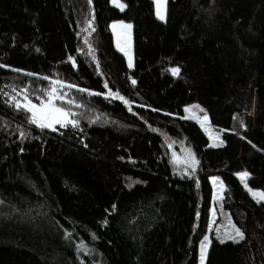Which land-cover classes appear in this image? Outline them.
Here are the masks:
<instances>
[{"label":"trees","instance_id":"obj_1","mask_svg":"<svg viewBox=\"0 0 264 264\" xmlns=\"http://www.w3.org/2000/svg\"><path fill=\"white\" fill-rule=\"evenodd\" d=\"M121 1L0 0V264H196L211 205L205 264H264V200L236 175L264 193V0H167V22ZM52 88L78 126L41 129L12 101Z\"/></svg>","mask_w":264,"mask_h":264},{"label":"rangeland","instance_id":"obj_2","mask_svg":"<svg viewBox=\"0 0 264 264\" xmlns=\"http://www.w3.org/2000/svg\"><path fill=\"white\" fill-rule=\"evenodd\" d=\"M166 1L167 0H160V4H161L160 13L163 16V19H161V18L160 19L165 21V22H167L173 16L172 13H174L171 9L167 8ZM110 2H111V4H113L115 6V4L113 3V0H110ZM117 2L124 6V4L121 0H117ZM152 2H153V6H154V12H155L156 16L158 17V15H157V2H156V0H152ZM118 8L121 9L120 7H118ZM114 24L117 25V28L115 30H113V28H112V25H114ZM122 24L123 25H131V23L126 22L124 20H115L109 24V30H110L113 38H114V45H115L116 49H118L124 55V57L126 59L127 66L129 67V61H131V64H133L131 28L120 27V25H122ZM118 43L120 45V48L117 47ZM121 49H123V51ZM131 67H129V68H131ZM25 97H27L29 100H31L32 103H35V104H39L41 101V100L34 101L31 98H29L27 95H25L23 92L19 93L17 100L20 101L21 104H23V103H25ZM253 97H254L253 93L249 94L248 99L242 108V112H245L246 114H248V116L252 122L254 120V112H255V107H254L255 99ZM54 103H55V101H54ZM185 116L193 118L194 120H196L208 133L209 138H210V144L212 146L216 145L215 143H217L218 139H219L218 135L211 131V129L209 128L208 119L207 118L205 119V116H198L195 113L188 112V111L185 113ZM69 119H72V117L69 116ZM55 126H57V125H54V127ZM241 173H247V176L244 179H241V176H240ZM236 175L240 180H242L244 182V186H245L246 190L252 196V198H254V200L263 201V200L259 199V197H256L253 195V193H263V191L259 188L252 187L247 182V178L249 176V173L247 171L237 172ZM210 183L212 186V197H211L212 201L220 199L221 196L223 195V190H224V185H223V182L221 181L220 175L219 174L210 175ZM215 217H216L215 209H214L213 205H211L210 211H209L208 232L202 237V239L199 242L196 264H201L202 242H204L203 264H205V262H206V256H207V252H208L209 245L211 242V239L209 236V231L211 229L210 227L214 223ZM205 236L208 237L207 241H204ZM98 264H100L99 261H98Z\"/></svg>","mask_w":264,"mask_h":264},{"label":"snow or ice","instance_id":"obj_3","mask_svg":"<svg viewBox=\"0 0 264 264\" xmlns=\"http://www.w3.org/2000/svg\"><path fill=\"white\" fill-rule=\"evenodd\" d=\"M157 2V15L159 18L163 19V16L160 13V0H156ZM89 3H91V0H89ZM113 3L115 6L120 7L121 10L123 9V5L119 4L117 0H113ZM88 27L91 28V22H88ZM120 27L124 28H131V25H120ZM113 30L117 28V25H112ZM94 30V29H93ZM87 42V41H86ZM118 48H120V45L118 43ZM123 51V49H121ZM127 54V53H126ZM69 61L73 62V66H75V61L73 60V57H68ZM131 61H129V67H131ZM171 72L173 75H178L180 72L179 68H172ZM133 84L136 83L135 80L132 81ZM105 87L107 88L108 85L105 84ZM81 91H84L81 89ZM95 94V93H93ZM47 100H41L39 104L32 103L31 100H29L27 97H25V103L21 104L20 101L16 100L15 97L12 98V101L15 104V107L17 109L23 108L26 112L30 113V116L28 117V122L30 124L36 125L37 127L41 129L45 128H51L53 131H55L54 125H60V127H65L69 124H71L73 127L78 126V121L74 119H69V116L73 115L71 112L66 111L63 107L57 106L54 101L55 100H63L62 95H57V90L55 88H52L50 92L46 93ZM108 96H112L114 98L118 99H124L123 97L119 96L118 93H113L111 90L108 92ZM127 103V101H125ZM185 111H188L186 109ZM207 117L205 116V119ZM241 179H244L247 176V173H241L240 174ZM254 196L259 197V199L264 200V193H253ZM2 203V201H0ZM236 236L240 239H243V233L240 232L239 229H235ZM230 239H234V237H229ZM208 237H204V241H207ZM223 242V241H222ZM204 242H202V249H201V264H203L204 260V252H203Z\"/></svg>","mask_w":264,"mask_h":264}]
</instances>
